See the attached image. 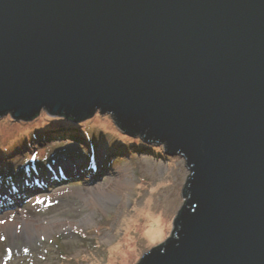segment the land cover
<instances>
[{
	"label": "water",
	"instance_id": "95a60500",
	"mask_svg": "<svg viewBox=\"0 0 264 264\" xmlns=\"http://www.w3.org/2000/svg\"><path fill=\"white\" fill-rule=\"evenodd\" d=\"M43 111L185 160L138 264H264V0H0V119Z\"/></svg>",
	"mask_w": 264,
	"mask_h": 264
},
{
	"label": "rangeland",
	"instance_id": "374dc122",
	"mask_svg": "<svg viewBox=\"0 0 264 264\" xmlns=\"http://www.w3.org/2000/svg\"><path fill=\"white\" fill-rule=\"evenodd\" d=\"M149 144L99 113L80 124L45 111L1 118L0 196L17 197L0 204V264H138L170 237L190 175ZM152 227L162 232L150 240Z\"/></svg>",
	"mask_w": 264,
	"mask_h": 264
},
{
	"label": "bare ground",
	"instance_id": "6f19581e",
	"mask_svg": "<svg viewBox=\"0 0 264 264\" xmlns=\"http://www.w3.org/2000/svg\"><path fill=\"white\" fill-rule=\"evenodd\" d=\"M156 145H160L159 143H157ZM104 150H100V155H101V153L103 152ZM104 155L105 154H103L102 155V157L104 158ZM69 171H71L70 169H67V172H69ZM33 178H37V177H34V175H33ZM9 180V179H8ZM8 182V181H7ZM9 184V183H8ZM20 183H17V187H16V189H17V191L18 192H20L21 191V188H20ZM12 187V186H11ZM10 188V187H9ZM10 190H12V189H10ZM14 190V189H13ZM7 191H8V189H7ZM23 191H27V190H24L23 189ZM2 192V191H1ZM15 195H17L14 191H10V195H7V194H5L4 192H3V195H1L0 196V204H3V205H8L9 204V200H10V198H11V196L12 197H17V196H15ZM2 205V206H3ZM152 221V224H155L156 223V221L154 220V219H152L151 218V220L150 221H148L147 223H150ZM153 228V227H152ZM161 232H162V230L160 229V230H158V229H152V231H149L148 232V235L147 236H149L150 237V240H153V239H156L158 236H159V234L161 235ZM159 233V234H158ZM124 262V261H123Z\"/></svg>",
	"mask_w": 264,
	"mask_h": 264
},
{
	"label": "trees",
	"instance_id": "16d2710c",
	"mask_svg": "<svg viewBox=\"0 0 264 264\" xmlns=\"http://www.w3.org/2000/svg\"><path fill=\"white\" fill-rule=\"evenodd\" d=\"M68 122H70V121H68ZM141 141L144 142V139H141ZM149 143H151V145L149 144L150 146H152V144L156 146V144H157V143L154 144L153 142H149ZM155 146H154V147H155ZM138 147L141 148V147H143V145H142V144H138ZM30 156H31V155H30Z\"/></svg>",
	"mask_w": 264,
	"mask_h": 264
}]
</instances>
